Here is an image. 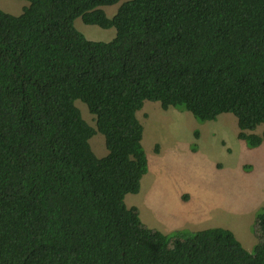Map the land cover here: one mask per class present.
<instances>
[{
  "label": "trees",
  "instance_id": "obj_1",
  "mask_svg": "<svg viewBox=\"0 0 264 264\" xmlns=\"http://www.w3.org/2000/svg\"><path fill=\"white\" fill-rule=\"evenodd\" d=\"M22 1L0 10V264H264V209L247 251L228 229H149L125 204L148 172L145 101L232 114L247 148L264 143V0H128L112 18L120 0ZM76 18L115 37L89 41Z\"/></svg>",
  "mask_w": 264,
  "mask_h": 264
},
{
  "label": "rangeland",
  "instance_id": "obj_2",
  "mask_svg": "<svg viewBox=\"0 0 264 264\" xmlns=\"http://www.w3.org/2000/svg\"><path fill=\"white\" fill-rule=\"evenodd\" d=\"M126 1L104 6L107 17L115 16ZM28 5L22 0H0V10L13 16ZM74 27L94 42H109L116 34L114 28L87 25L81 18H76ZM74 104L96 130L95 116L86 105L79 100ZM136 116L143 127L148 172L139 192L126 196V206L137 207L141 222L165 235L178 227L180 231L223 228L252 251L258 242L255 216L264 209V143L247 148L237 137L236 118L229 113L199 122L187 111L163 110L158 102L145 101ZM263 129L261 125L252 133L260 135ZM88 142L96 157L107 155L102 134L97 132Z\"/></svg>",
  "mask_w": 264,
  "mask_h": 264
},
{
  "label": "crops",
  "instance_id": "obj_3",
  "mask_svg": "<svg viewBox=\"0 0 264 264\" xmlns=\"http://www.w3.org/2000/svg\"><path fill=\"white\" fill-rule=\"evenodd\" d=\"M140 184H141V182H140ZM186 203H188V202H186ZM132 207H135V206H132ZM136 209H138L137 207H135ZM181 228L182 227H178V228H176L175 230H173V231H179V230H181ZM196 228V227H195ZM195 228H193V227H190L189 229H187V230H189V231H192V232H194V231H200V230H204V229H195ZM183 230V229H182ZM173 231H171V232H173ZM170 233V232H169ZM165 234H167V233H165Z\"/></svg>",
  "mask_w": 264,
  "mask_h": 264
}]
</instances>
